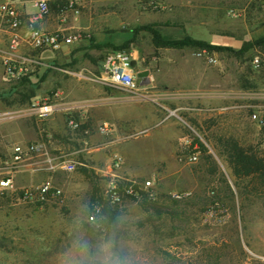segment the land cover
<instances>
[{"label":"rangeland","instance_id":"rangeland-1","mask_svg":"<svg viewBox=\"0 0 264 264\" xmlns=\"http://www.w3.org/2000/svg\"><path fill=\"white\" fill-rule=\"evenodd\" d=\"M74 8L77 14L61 10L66 14L63 23L76 26L73 34L78 35L65 50V59L62 50L24 47L23 53L35 62L24 64L23 76L8 79L5 66H0V179L7 176L3 163L15 145L44 140L48 156L71 154L76 162H84L86 151L76 152L87 147L94 127L84 124L88 134H71L65 126L66 112L61 111L64 124H52L50 137L45 138V121L23 113L32 101H61L63 89L76 85L70 73L97 72L102 60L115 51L133 57L134 73L148 71V83L139 87L142 93L125 95L142 94L165 108L161 117L168 115L174 123L175 156L169 162L175 174L157 176L153 198L124 200L114 219L99 215L95 221L102 223L101 232L94 230L87 215L93 184L101 197L109 175L88 165L61 173L48 169L40 154L26 158L12 174L14 191L0 190V264H66L77 231L89 238L114 236L132 264H264V176L235 178L217 142L219 137H233L264 159V128L251 119L253 113L264 116V44L239 55L207 51L213 58L208 64L196 58L194 48L155 47L143 28L151 27L170 40L196 28L193 38L239 51L244 43L264 37V0H85ZM255 57L259 67L253 65ZM190 70L205 73L204 109L174 111L177 104H192L183 94H173L190 82L175 78V72ZM221 91L222 98L217 96ZM30 93L34 96L24 102L22 96ZM124 136L129 142L138 134L129 130ZM181 137L189 143L199 141L206 152H199L194 163L179 161L176 155L186 147ZM131 148L128 166L145 170L151 158L140 147ZM47 180L61 190L60 199L42 204L19 200L22 189ZM173 192L190 195L177 201L170 196Z\"/></svg>","mask_w":264,"mask_h":264},{"label":"built area","instance_id":"built-area-1","mask_svg":"<svg viewBox=\"0 0 264 264\" xmlns=\"http://www.w3.org/2000/svg\"><path fill=\"white\" fill-rule=\"evenodd\" d=\"M85 0H32L31 4L34 8L33 13H23L20 11L18 4L20 0H0V31L6 37L7 50L10 53L4 62L5 75L8 79H19L24 75L26 69L25 63L35 62L32 58L15 57L14 51L21 44H24L32 50L58 51L63 46H67L77 41V34H65L62 30L53 32L43 31L39 24L40 21L49 13L51 3L63 4V9L73 11L77 14L76 6ZM66 19L65 12L61 11L59 20L64 22ZM195 56L203 60L205 63H212L213 58L205 49H196ZM133 57L122 51H115L106 56L101 62L99 75L96 78L103 84L113 86L130 93H136L137 86L135 84L134 69L130 67ZM254 67L260 66V59L255 57L253 60ZM74 77L82 79L85 75L82 72L70 73ZM59 93L54 95L58 98ZM61 108L54 101H32L29 108L24 110V115L33 116L43 120L48 116L59 111ZM66 112L65 126L71 134L82 131L88 134L87 130L82 129L84 122L81 116H75L70 109H63ZM251 119L259 126L264 128V116L259 113H253ZM113 124L104 120L96 126V132L100 135H109L113 131ZM186 147L181 152L179 161L186 163H194L198 157V147L196 144L191 145L188 140L185 142ZM86 144V143H85ZM84 149L77 151L82 152ZM72 153V154H76ZM34 154H40L45 157L44 162L50 170L61 173H71L76 170L77 165L71 154H60L59 156L50 157L42 149L40 144L30 143L27 145H15L12 148L9 159L4 161V170L7 176L0 179V190L14 191L12 174L20 167V164L28 157ZM123 159L120 155H113L110 165L109 180L102 194V200L110 205H120L127 199H139L142 194L147 198H153L155 193L153 187L158 180L156 175H150L146 179L136 177H127L117 173L121 168ZM189 192H173L170 193L172 199L180 201L187 198ZM61 197V190L47 180L40 185L30 186L19 192L20 201L29 203H45L49 200H58ZM101 213V207L94 205L87 215V221L92 223V218H96Z\"/></svg>","mask_w":264,"mask_h":264},{"label":"crops","instance_id":"crops-1","mask_svg":"<svg viewBox=\"0 0 264 264\" xmlns=\"http://www.w3.org/2000/svg\"><path fill=\"white\" fill-rule=\"evenodd\" d=\"M31 1L32 0H20L18 4L20 11L27 14L33 13L35 10L32 7ZM57 14V12L53 11V13L51 12L43 17L39 24L40 28L47 32L62 30L65 34H73V30H76L77 27L64 24L59 20ZM196 30L198 29H187L186 33L193 38L192 36L197 33ZM68 46L69 45L63 46L60 49L64 52V59L67 56L65 50L67 51ZM24 47L27 46L21 44L18 49L14 51V56L30 58L29 55L23 53ZM9 54L6 37L0 31V66H4L6 57ZM176 60L178 59H175V61ZM80 72H82L85 77L82 79L75 77L76 80H74L73 84L76 85L72 86L70 89H63L61 92L63 98L61 96V101L56 102L61 109L43 119L46 125V133H43V136L45 138L50 137V128H52V124H64L61 111H63V109H70L75 116H81V118H83V122L86 126L91 125V127H94L93 133L88 137L87 147L83 148L86 153L84 162L80 163L82 166L88 165L92 169L97 168L96 170L108 175L110 173V166H107L109 157L116 154L120 155L123 159L121 168L117 171L120 175L139 177L150 174L158 177H166L175 174V171L170 168L173 162H169V159L175 156V149L173 146L177 139V135L173 129L174 123L169 120V117H167L168 115L164 114L163 117L160 115V113H163L162 111H166V109L146 99L142 94H138L137 98L134 96L128 97L125 95V92L128 93L127 91L101 83L96 79L99 75V70L97 72L90 70ZM182 77L189 78L190 82L184 86L183 91L175 90L173 94H175L174 96L183 94L184 98L189 99L192 104H185V106L182 107L180 106L182 104H177L176 110L174 111L179 109L186 110L187 112L203 110L204 107H202L201 104H204L205 99L208 98V88L204 81L205 73L200 70L175 72V78L178 79ZM180 83L179 80V84ZM216 85V88L218 86L220 87V84ZM113 90L116 92H113ZM142 90L144 89L138 87L136 93H142ZM217 96L222 98L224 92L221 91ZM198 103L200 104L199 106H197ZM170 114L169 112V115ZM10 118H15V115ZM104 120L110 121L114 127L113 131L105 136L98 134L95 128L99 122ZM129 130L135 131L138 136L134 140L127 142L124 135L126 131ZM179 140L183 143L187 141L186 137H181ZM43 141L44 140H41L39 143L42 149L45 150ZM133 145H136L137 148L140 147L142 153L146 154L148 158H151V160L144 164L146 167L145 170L141 171L138 168L131 169L126 162L127 152L131 151ZM182 151H179L178 155H176L178 159ZM97 164L100 166H95ZM160 165L161 167L162 165L164 166V170H159L158 167H160ZM100 167L101 170L99 169Z\"/></svg>","mask_w":264,"mask_h":264},{"label":"trees","instance_id":"trees-1","mask_svg":"<svg viewBox=\"0 0 264 264\" xmlns=\"http://www.w3.org/2000/svg\"><path fill=\"white\" fill-rule=\"evenodd\" d=\"M63 4L59 3H51V8L54 12L59 13L63 9ZM145 30L150 32L151 41L155 47L159 48H182V47H190L194 49H205L208 52H219V51H227L234 54H242L251 47L263 45L264 37L260 38L254 42L244 43L239 51H233L230 47L212 45L202 40L193 39L190 36L184 35L181 39L170 40L164 39L160 36V34L152 29L151 27H143ZM33 93L29 95H23L24 102L30 101L33 97ZM217 142L219 146L222 148L225 156L228 159V162L231 166L232 173L235 178H245L251 175H259L264 176V159L258 157L255 153L251 151V149L244 148L239 145L238 141L233 137H219L217 138ZM196 144L199 152L205 153L206 150L204 146L197 140L191 142V145ZM207 162H209V157L206 158ZM82 173L89 177L87 171H82ZM98 191L94 187L90 198V210L94 205H99L101 207L100 215H105L109 219H114L117 213L118 205H110L106 201L102 200V196H97ZM142 200L147 199L145 194H142L140 197ZM135 200V199H133Z\"/></svg>","mask_w":264,"mask_h":264},{"label":"clouds","instance_id":"clouds-1","mask_svg":"<svg viewBox=\"0 0 264 264\" xmlns=\"http://www.w3.org/2000/svg\"><path fill=\"white\" fill-rule=\"evenodd\" d=\"M92 223L94 230L103 231L102 223H97L94 217ZM69 257L66 264H132L131 258L117 248L114 236L89 238L80 231L73 237Z\"/></svg>","mask_w":264,"mask_h":264},{"label":"water","instance_id":"water-1","mask_svg":"<svg viewBox=\"0 0 264 264\" xmlns=\"http://www.w3.org/2000/svg\"><path fill=\"white\" fill-rule=\"evenodd\" d=\"M135 60L131 61L130 67L135 69ZM148 83V71H141L135 74V84L137 87L143 86Z\"/></svg>","mask_w":264,"mask_h":264}]
</instances>
